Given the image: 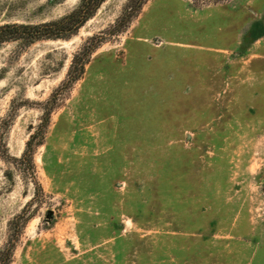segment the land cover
I'll list each match as a JSON object with an SVG mask.
<instances>
[{
    "label": "rangeland",
    "instance_id": "1",
    "mask_svg": "<svg viewBox=\"0 0 264 264\" xmlns=\"http://www.w3.org/2000/svg\"><path fill=\"white\" fill-rule=\"evenodd\" d=\"M80 2L0 0V25ZM127 2L67 39L0 45V260L264 264V0H146L116 32Z\"/></svg>",
    "mask_w": 264,
    "mask_h": 264
},
{
    "label": "trees",
    "instance_id": "2",
    "mask_svg": "<svg viewBox=\"0 0 264 264\" xmlns=\"http://www.w3.org/2000/svg\"><path fill=\"white\" fill-rule=\"evenodd\" d=\"M105 0H81L80 4L71 10L69 13L60 17L59 19L45 21L41 23H4L0 25V45L6 42L16 41L20 44L27 46L36 41L40 40H58L67 39L75 34L78 29L84 25V23L91 18L99 6ZM146 0H128V2L123 7L121 14L117 18L114 24L116 32H121L124 28L129 26L132 19L141 10L143 4ZM97 46L94 44L88 47L86 52V58L78 57L74 55L71 64L68 69L67 75H69V80L67 89L72 85L73 82L78 80L84 72V66L87 62V56L92 52V50ZM56 96L53 94L46 100L47 105L46 110L43 112L46 122L49 120L52 110L55 108ZM46 124V123H45ZM43 127L45 125L39 126V131L30 134L28 140L25 143L24 150L21 154L20 160L26 162L28 168L33 170V152L34 148L43 143ZM40 132V133H39ZM39 138L36 139V136ZM0 140L3 141L2 135ZM2 155V154H1ZM2 157V156H1ZM25 220H22L24 223ZM23 225V224H22ZM22 227V226H20ZM4 259L0 260V264H10L13 246H9L4 249Z\"/></svg>",
    "mask_w": 264,
    "mask_h": 264
},
{
    "label": "water",
    "instance_id": "3",
    "mask_svg": "<svg viewBox=\"0 0 264 264\" xmlns=\"http://www.w3.org/2000/svg\"><path fill=\"white\" fill-rule=\"evenodd\" d=\"M48 216H51V212H48Z\"/></svg>",
    "mask_w": 264,
    "mask_h": 264
}]
</instances>
